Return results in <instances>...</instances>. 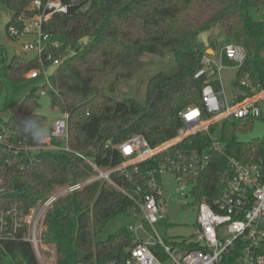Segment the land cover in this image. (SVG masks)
<instances>
[{
  "label": "trees",
  "instance_id": "16d2710c",
  "mask_svg": "<svg viewBox=\"0 0 264 264\" xmlns=\"http://www.w3.org/2000/svg\"><path fill=\"white\" fill-rule=\"evenodd\" d=\"M31 1L0 0V14L2 8L10 12L6 31L10 24L20 28L21 20L34 14L28 9ZM61 1L68 5L67 12L54 14L43 27L62 42L53 55L61 57L66 52V56L53 69L49 83L32 87L17 111L0 122L10 143L42 145L38 133L46 117L37 112V91L44 89L51 106L68 113L66 144L70 151L39 149L30 154L34 157L30 163L27 157L13 158L0 149V210L16 206L18 216H22L57 186L93 176L95 171L88 161L102 170L118 166L125 160L118 146L132 135L144 136L151 146L172 139L182 126L179 113L202 106L204 78L196 77L205 53L196 40L202 31L218 26L227 41L243 45L247 55L237 78L247 72L252 83L264 90V20H256L249 13L251 8L264 7V0ZM208 42L215 49L213 40ZM144 55L157 59L146 62ZM38 67L34 57H8L0 44V93L4 89L3 75L20 80L25 71ZM110 74H114L109 83L111 90L121 79L145 81L143 100L103 93L100 86ZM235 84L239 89L237 101L254 93L240 87L237 80ZM255 119L264 120V106L258 118H227L210 124L208 132L190 135L154 159L139 162L137 171L128 166L111 173L115 186L96 180L58 198L46 212L42 234L43 242L55 253L54 264H105L113 258H125L127 249L134 246L127 227L103 241H94L111 218L132 216L136 205L125 192L143 186L148 170L165 156L200 153L217 129L214 138L223 144V152H212L208 166L195 179L191 194L196 205L202 199L210 202L220 193V178L228 171V157L258 163L264 173V141L238 139ZM7 159L13 161L11 165ZM21 164L24 169H20ZM23 231L20 229L18 236ZM187 239L166 242L196 247L194 243L186 244ZM154 252L163 259L159 248ZM5 255L25 264H38L31 245L21 238L0 242V261Z\"/></svg>",
  "mask_w": 264,
  "mask_h": 264
},
{
  "label": "built area",
  "instance_id": "2783aa9c",
  "mask_svg": "<svg viewBox=\"0 0 264 264\" xmlns=\"http://www.w3.org/2000/svg\"><path fill=\"white\" fill-rule=\"evenodd\" d=\"M28 9L34 11V14L22 19L20 28L10 24L7 32L14 39L23 34L33 35L31 41L22 42V50L33 51L39 67L28 70L27 77L37 78L42 74L48 84V69L56 68L66 52L61 57L53 55L52 51L59 50L62 42L45 31L43 26L54 14L66 13L68 5L61 0H32ZM212 50V53L205 52L201 56L196 71V77L204 78L201 89L202 106H192L179 113L182 126L172 139L151 146L144 136L132 135L118 146L119 153L125 159L118 166L102 170L88 161L95 171L93 176L57 186L22 216H18L16 206L0 210V242L21 238L31 245L36 259L44 263L43 251L51 250L42 238L44 219L46 212L58 198L77 192L96 180H105L115 186L110 178L111 173L122 171L128 166L137 171L139 162L154 159L190 135L201 131L208 132L210 124L222 119L260 117L264 106V90L258 84L252 83L247 72L237 78V73L246 59L245 47L230 41ZM224 58L234 64L239 86L254 91L252 95L241 101L236 100L232 105L227 101L221 79ZM39 93L44 94L45 90L41 89ZM67 118L68 113H62V117L54 122L49 134L43 138L42 145L10 143L4 134V127L0 125V149L2 153L13 158L21 160L27 157L30 163L34 161L30 154L39 149L52 152L70 151L66 144ZM209 137V143L200 153L186 155L178 152L165 156L157 166L148 170L143 186H137L132 193L125 192L136 205L132 216L140 219L138 225L127 227L133 237L134 246L127 249L125 258H113L105 264H264V173L258 163L242 162L235 157H228V171L220 178V193L212 201L202 199L196 205V234L186 241V244L194 243L196 247H179L167 243L155 229V224L164 218L166 212L160 175L166 172L173 174L181 187L194 183L208 166L211 153L223 152V144L213 136ZM59 138L64 139V145L52 142L59 141ZM76 154L87 160L82 154ZM12 162L11 159L6 160L8 165ZM20 169H24L23 164ZM125 177L130 179L129 173ZM180 194H183L182 191ZM144 224L150 226L153 233L147 232ZM22 228L24 231L18 236L17 233ZM139 229L148 233L147 239L138 237ZM156 248L162 251L163 259L154 252Z\"/></svg>",
  "mask_w": 264,
  "mask_h": 264
},
{
  "label": "rangeland",
  "instance_id": "374dc122",
  "mask_svg": "<svg viewBox=\"0 0 264 264\" xmlns=\"http://www.w3.org/2000/svg\"><path fill=\"white\" fill-rule=\"evenodd\" d=\"M250 15L256 20H264V7L249 9ZM10 12L2 8L0 14V44L4 45L8 57L14 54H22L27 58H33L35 53L33 51L24 52L22 50V42L31 41L34 37L31 34H23L20 37L13 39L7 35L5 25L9 21ZM208 39H212L215 43V49L218 45H223L227 42L220 27L216 26L211 30V34ZM143 59L146 62H154L157 57L151 55H144ZM223 70L221 72V79L225 95L229 105H232L236 101V96L239 92L238 87L235 84L236 69L234 64L223 59ZM53 69H48V74L52 73ZM23 79L11 80L7 76L3 75L4 89L0 93V119L6 120L9 116L14 114L25 94L34 86H41L45 82L44 75L40 74L37 78L27 77V71L22 75ZM114 74H110L106 77L105 81L101 84L100 89L105 94H113L116 97H128L135 98L138 101H142L144 98L145 81H137L136 79H121L116 81L111 90L109 83L112 81ZM39 107L37 112L46 117V122L40 129L38 135L43 139L47 136L57 119L62 117V113L55 107L51 106L50 98L45 92L40 94L37 91ZM0 125L1 122H0ZM218 129L213 134L216 137ZM238 139L243 142H249L252 140L264 141V120L255 119L250 128L241 132L238 135ZM59 144L64 145L63 138H59ZM159 181L163 196L166 200V212L164 218L155 224L157 233L168 242L178 240L180 238H192L196 234V216L197 206L194 201V197L191 194L193 183L181 184L177 182L174 175L166 172L160 175ZM182 191L183 194H180ZM173 205H180V209L177 211L174 218H170L167 214L168 210ZM140 223L139 218H135L130 215L120 214L107 221L106 225L100 233L94 236V241H103L110 234L115 233L120 228L128 227L130 225H138ZM144 228L147 232L153 233V230L147 224H144ZM139 229L137 235L139 238L145 240L148 237V233ZM47 245V244H45ZM50 247V246H49ZM52 248V247H50ZM44 263L37 258L38 264H54L55 253L53 249L50 251H43ZM0 264H25V262L19 258H12L9 255L3 256Z\"/></svg>",
  "mask_w": 264,
  "mask_h": 264
},
{
  "label": "water",
  "instance_id": "95a60500",
  "mask_svg": "<svg viewBox=\"0 0 264 264\" xmlns=\"http://www.w3.org/2000/svg\"><path fill=\"white\" fill-rule=\"evenodd\" d=\"M263 25H264V22H263ZM211 34V31L210 30H205V31H202L200 33L197 34L196 36V40L198 43H201L204 48H205V52L206 53H212V48L209 46V42H208V37L210 36ZM180 205H173L167 212L168 216L170 218H174L177 211L180 209Z\"/></svg>",
  "mask_w": 264,
  "mask_h": 264
},
{
  "label": "crops",
  "instance_id": "0c3cea01",
  "mask_svg": "<svg viewBox=\"0 0 264 264\" xmlns=\"http://www.w3.org/2000/svg\"><path fill=\"white\" fill-rule=\"evenodd\" d=\"M227 42H230V41H227ZM227 42H226V43H227ZM224 44H225V43H224ZM219 46H220V45H218V47H219ZM218 47H217V48H218ZM40 138H41V137H40Z\"/></svg>",
  "mask_w": 264,
  "mask_h": 264
}]
</instances>
